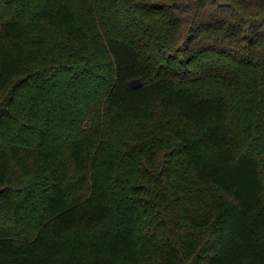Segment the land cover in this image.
Listing matches in <instances>:
<instances>
[{"label": "trees", "instance_id": "16d2710c", "mask_svg": "<svg viewBox=\"0 0 264 264\" xmlns=\"http://www.w3.org/2000/svg\"><path fill=\"white\" fill-rule=\"evenodd\" d=\"M0 264H264V0H0Z\"/></svg>", "mask_w": 264, "mask_h": 264}, {"label": "water", "instance_id": "95a60500", "mask_svg": "<svg viewBox=\"0 0 264 264\" xmlns=\"http://www.w3.org/2000/svg\"><path fill=\"white\" fill-rule=\"evenodd\" d=\"M130 83L132 86H139L141 84V78L140 77L133 78L130 81Z\"/></svg>", "mask_w": 264, "mask_h": 264}, {"label": "rangeland", "instance_id": "374dc122", "mask_svg": "<svg viewBox=\"0 0 264 264\" xmlns=\"http://www.w3.org/2000/svg\"><path fill=\"white\" fill-rule=\"evenodd\" d=\"M187 49H189V46L187 47ZM184 53H185V51H184Z\"/></svg>", "mask_w": 264, "mask_h": 264}]
</instances>
